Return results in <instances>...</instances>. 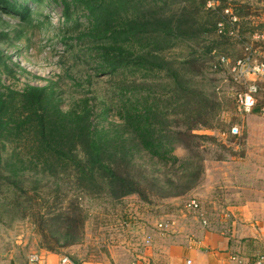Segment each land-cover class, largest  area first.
Wrapping results in <instances>:
<instances>
[{
    "label": "rangeland",
    "instance_id": "1",
    "mask_svg": "<svg viewBox=\"0 0 264 264\" xmlns=\"http://www.w3.org/2000/svg\"><path fill=\"white\" fill-rule=\"evenodd\" d=\"M9 1L28 6L31 15L23 21L0 9V56L7 64L5 68L0 62V94L56 83L61 109L67 111L87 102L94 129L113 137L122 122L117 109L121 100L116 93L119 80L126 79L137 87L147 83L152 94H161L165 99L174 87L171 74L167 76L173 68L182 82L209 97L216 96L222 109L216 117L218 122H214L219 126H198L193 132L216 138V144L194 140L192 150L177 146L173 155L180 162L174 165L157 162L142 151L134 152L130 164H119L120 171L129 169L147 189L149 201L136 195L121 200L104 193L95 195L92 193L96 189L91 192L90 187L83 186L75 171L52 176L34 163L26 164L10 181L0 177V264H23L30 252L41 250L66 254L78 264H127L130 259L140 261L149 251L155 254L164 239L190 240L181 236L205 230L229 238L231 254L241 260L264 252V119L257 113L240 118L231 95L232 85L223 74L210 73L206 50L213 46L235 58L241 54L239 43L217 42L214 31L193 33V38L179 39L174 47L161 53L168 70L110 75L96 69L103 63L98 47L77 36L88 25V19L73 0ZM63 1L70 5L72 22L65 21ZM147 1V7H152L151 0ZM165 1L164 10L169 13L185 4L184 0ZM191 1L194 7L205 3L202 15L208 13L209 18L216 11L208 7L213 0ZM240 1L218 0L216 7L230 4L242 9L244 3ZM249 11L238 13L252 15ZM243 22L250 26V22ZM160 106L166 111L173 109L166 102ZM174 119L172 129L180 118ZM232 126L240 127L239 137L228 134ZM11 153L7 147L3 159L11 158ZM218 154H223L225 160H216ZM189 158L200 165L197 169L192 166L200 171L199 178L185 194L164 197L158 188L165 181L177 185L166 194L180 192L189 183L185 176L191 169L182 168ZM2 175L9 176L5 172ZM155 180L159 184L150 189ZM192 202L199 205L202 217L189 207ZM59 214L75 219L74 227L69 228L73 231H67L79 234L75 245L64 247V240L55 239L67 230V225L63 228L58 221ZM172 230L176 233H170ZM50 243L54 251L42 249L49 248Z\"/></svg>",
    "mask_w": 264,
    "mask_h": 264
},
{
    "label": "trees",
    "instance_id": "2",
    "mask_svg": "<svg viewBox=\"0 0 264 264\" xmlns=\"http://www.w3.org/2000/svg\"><path fill=\"white\" fill-rule=\"evenodd\" d=\"M73 1L86 12L88 19V25L77 36L98 47L103 63L96 69L106 74H145L168 70L161 53L174 47L179 39L193 38V33L214 31L217 42L236 43L226 36L218 35L216 29L225 8H238L230 4L215 9L209 18L208 13L202 15L205 3L194 7L195 3L191 0H184L185 4L172 13L164 10L167 6L165 0H151L150 8L147 7V0ZM0 9L23 21L31 15L28 6L16 5L9 0H0ZM63 10L65 21L72 22L67 1H63ZM242 23L241 34L246 36L253 28ZM74 25L77 28L80 24ZM206 50L209 55L217 51L229 56L227 51L213 46ZM208 58L210 73L221 74V69L212 71L213 63L218 64V61H214L212 56ZM0 62L7 68L1 56ZM169 74L174 87L169 98L165 99L161 94H152L147 83L137 87L126 79L119 80L116 93L121 100L117 109L122 122L113 137L94 129L92 110L87 102L76 104L67 111L61 109L56 83L47 87H29L20 93L11 91L6 96L0 94V177L10 181L26 168V164L34 163L52 176L75 171L83 186L90 187L91 192L96 189L92 193L95 195L104 193L114 200L136 195L149 201L147 189L129 169L120 171L119 164H130L134 152L142 151L157 162L174 165L180 162L173 155L177 146L192 150L191 143L194 140L217 143L214 137L199 136L193 132L198 126L208 129L219 126L214 125V122H218L216 117L222 109V102L216 101V96L209 97L202 90L182 82L173 68L169 69L167 76ZM135 88L140 90L135 91ZM164 102L173 109L164 110L160 106ZM179 109L183 111L180 113ZM174 118L180 119H176L177 125L172 129L175 126ZM178 127L182 129L177 130ZM7 147L11 148V158L3 159V151ZM216 160L224 161L225 156L218 154ZM198 165L195 159L190 158L183 163L182 168H190L191 172L187 171L189 173L185 179L189 183L180 188L182 191L166 194L167 190L177 186L170 180L165 181L158 190L164 193V197L185 194L199 178L200 171L192 168L194 166L197 169ZM2 172L9 176H3ZM156 182L150 189L159 184V181ZM67 216H57L63 228L67 225V230L64 234L54 236L58 241L64 240V247L75 245L79 240V234L67 232L73 231L69 228L74 227L75 222L73 217L70 219ZM48 245L49 248L42 249L54 251L51 248L54 245ZM70 258L78 264L74 258Z\"/></svg>",
    "mask_w": 264,
    "mask_h": 264
},
{
    "label": "built area",
    "instance_id": "3",
    "mask_svg": "<svg viewBox=\"0 0 264 264\" xmlns=\"http://www.w3.org/2000/svg\"><path fill=\"white\" fill-rule=\"evenodd\" d=\"M218 0H213L208 7L216 9ZM216 7V8H215ZM242 19L233 8H225L216 25L217 34L226 36L240 44L241 54L231 58L217 51H213L212 71L221 69L225 80L231 83L232 97L235 101L237 114L242 120L257 113L264 119V27L258 25L248 35H242ZM228 134L239 137L240 127L232 126ZM225 136V133H221ZM189 207L199 213V205L192 202ZM202 217V213H199ZM206 223V221H204ZM238 264H264V253L253 255L250 259L241 260L238 256L232 257ZM27 264H50L49 258L42 251H32L27 256ZM56 264H77L66 254L58 255ZM131 264H140L132 262Z\"/></svg>",
    "mask_w": 264,
    "mask_h": 264
},
{
    "label": "crops",
    "instance_id": "4",
    "mask_svg": "<svg viewBox=\"0 0 264 264\" xmlns=\"http://www.w3.org/2000/svg\"><path fill=\"white\" fill-rule=\"evenodd\" d=\"M240 2L244 3V5H240L242 9H239V7L235 9V11L237 10V14H239V10L252 11V15L246 14V16H241L239 14L241 19L250 22L252 26L258 25L264 27V0H243ZM170 233H176V231L172 230ZM181 237H186L190 240L164 239L163 245L156 249L155 254L149 251V255L140 257L141 262L130 259L131 261L129 260L127 264H131L132 262H139L140 264H238L232 259L234 255L231 254L230 239L223 234L205 230L198 231L195 235L191 233L190 236L185 235ZM183 241L187 243H183ZM41 251L49 258L50 264H56L58 255L44 250ZM243 259L250 258L244 257ZM10 264L16 263L12 261ZM23 264H27V257Z\"/></svg>",
    "mask_w": 264,
    "mask_h": 264
}]
</instances>
